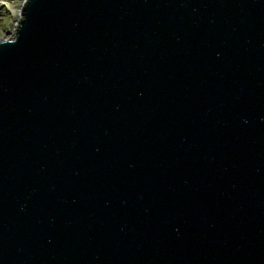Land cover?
Masks as SVG:
<instances>
[{
    "label": "water",
    "instance_id": "obj_1",
    "mask_svg": "<svg viewBox=\"0 0 264 264\" xmlns=\"http://www.w3.org/2000/svg\"><path fill=\"white\" fill-rule=\"evenodd\" d=\"M0 40V264H264V0H24Z\"/></svg>",
    "mask_w": 264,
    "mask_h": 264
},
{
    "label": "rangeland",
    "instance_id": "obj_2",
    "mask_svg": "<svg viewBox=\"0 0 264 264\" xmlns=\"http://www.w3.org/2000/svg\"><path fill=\"white\" fill-rule=\"evenodd\" d=\"M23 1L19 4H11L12 6L9 7V4L4 2L0 3V15H7L12 17L9 21L8 26L0 31V40L4 39H11L14 38L16 35V27L18 26L17 21L21 20L22 14L20 13Z\"/></svg>",
    "mask_w": 264,
    "mask_h": 264
},
{
    "label": "clouds",
    "instance_id": "obj_3",
    "mask_svg": "<svg viewBox=\"0 0 264 264\" xmlns=\"http://www.w3.org/2000/svg\"><path fill=\"white\" fill-rule=\"evenodd\" d=\"M8 3L11 4H19L21 3V0H0V3ZM12 19V17L7 15H0V31H2L4 28L8 26L9 21Z\"/></svg>",
    "mask_w": 264,
    "mask_h": 264
},
{
    "label": "snow or ice",
    "instance_id": "obj_4",
    "mask_svg": "<svg viewBox=\"0 0 264 264\" xmlns=\"http://www.w3.org/2000/svg\"><path fill=\"white\" fill-rule=\"evenodd\" d=\"M12 5H9V7H11Z\"/></svg>",
    "mask_w": 264,
    "mask_h": 264
}]
</instances>
